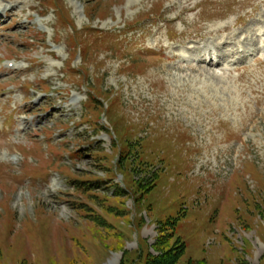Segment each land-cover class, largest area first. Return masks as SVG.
Wrapping results in <instances>:
<instances>
[{"label":"rangeland","instance_id":"1","mask_svg":"<svg viewBox=\"0 0 264 264\" xmlns=\"http://www.w3.org/2000/svg\"><path fill=\"white\" fill-rule=\"evenodd\" d=\"M1 4L0 264H264V0Z\"/></svg>","mask_w":264,"mask_h":264},{"label":"trees","instance_id":"2","mask_svg":"<svg viewBox=\"0 0 264 264\" xmlns=\"http://www.w3.org/2000/svg\"><path fill=\"white\" fill-rule=\"evenodd\" d=\"M79 184V182H75ZM173 231L174 228L172 227L170 231ZM170 235H172L170 233ZM178 245L172 249L160 251L157 256H153L147 260L145 264H177L180 257L184 254L185 251V243L178 240ZM162 242L158 241L156 245H160Z\"/></svg>","mask_w":264,"mask_h":264},{"label":"bare ground","instance_id":"3","mask_svg":"<svg viewBox=\"0 0 264 264\" xmlns=\"http://www.w3.org/2000/svg\"><path fill=\"white\" fill-rule=\"evenodd\" d=\"M12 8L15 9L16 6H13ZM0 15H1V13H0ZM196 47H197V46H196ZM196 47H194V48H187V50H190V51H193V50H195V51H199L200 49H199V48H196Z\"/></svg>","mask_w":264,"mask_h":264}]
</instances>
